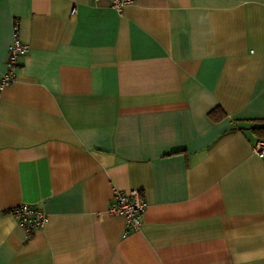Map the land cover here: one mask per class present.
I'll list each match as a JSON object with an SVG mask.
<instances>
[{
	"label": "crops",
	"instance_id": "1",
	"mask_svg": "<svg viewBox=\"0 0 264 264\" xmlns=\"http://www.w3.org/2000/svg\"><path fill=\"white\" fill-rule=\"evenodd\" d=\"M15 40L0 209L46 222L0 213V264H264V0H0V78Z\"/></svg>",
	"mask_w": 264,
	"mask_h": 264
},
{
	"label": "built area",
	"instance_id": "2",
	"mask_svg": "<svg viewBox=\"0 0 264 264\" xmlns=\"http://www.w3.org/2000/svg\"><path fill=\"white\" fill-rule=\"evenodd\" d=\"M101 1V0H96ZM110 7L117 13L133 3L136 0H106ZM15 35H17V25L14 27ZM29 52L26 45L21 44L15 40L8 49L7 71L0 78V94L8 88L14 81V71L18 65L20 58L25 57ZM255 152L259 156L264 157V142L259 141L255 147ZM115 203L109 208L108 213L113 216H121L124 218L126 225L132 229H139L141 225V216L144 213L147 205L142 199L139 192H114ZM1 214L11 215L16 222L22 227L27 235L33 234L35 231L42 229L46 222L45 213L31 205H19L10 209L9 211H2Z\"/></svg>",
	"mask_w": 264,
	"mask_h": 264
},
{
	"label": "trees",
	"instance_id": "3",
	"mask_svg": "<svg viewBox=\"0 0 264 264\" xmlns=\"http://www.w3.org/2000/svg\"><path fill=\"white\" fill-rule=\"evenodd\" d=\"M209 116L214 120L217 121L218 119L224 116V113L219 109L213 110ZM256 126L252 127L251 131L255 135L258 141L264 142V120L255 121Z\"/></svg>",
	"mask_w": 264,
	"mask_h": 264
}]
</instances>
